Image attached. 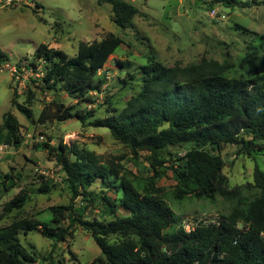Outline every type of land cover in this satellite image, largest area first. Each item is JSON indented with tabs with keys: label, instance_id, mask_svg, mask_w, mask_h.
<instances>
[{
	"label": "trees",
	"instance_id": "1",
	"mask_svg": "<svg viewBox=\"0 0 264 264\" xmlns=\"http://www.w3.org/2000/svg\"><path fill=\"white\" fill-rule=\"evenodd\" d=\"M106 1L113 6L114 22L124 29L140 14L124 0H100ZM220 1L229 6L243 4ZM122 44L114 35L92 44L81 42L74 58L41 44L30 67L43 76L32 78V82L45 93L63 90L74 99L93 103L91 94L104 85L95 78ZM248 58L253 62L254 55ZM7 61L9 57L0 49V66ZM17 67L20 72L22 65ZM209 67L171 68L151 61L140 68L141 91L124 110H114V114L90 123L107 128L135 154H150L155 174L146 182L122 178L119 172L96 165L91 155L71 152L61 142L57 148L43 142L42 147L62 167L71 203L51 207L50 223L18 220L0 228V264H26L29 253L20 240L21 233L36 231L62 245L77 227L89 232L101 249L102 256L91 264H264V171L256 166L253 183L231 186L220 154L225 146L235 145L249 157L264 156V72L228 78ZM18 96L14 89L12 107L31 119L32 111L17 103ZM31 100L28 98L27 104ZM55 106L53 117L62 122L78 119L84 123L94 117L93 111ZM22 143L20 122L10 110L0 125V145L19 148ZM186 146L191 148L183 155L171 151ZM165 170L171 171L177 182L170 192L157 187ZM7 177L10 182L0 185V193L16 186L15 178ZM97 181L116 198L92 189ZM50 190L45 182L39 192ZM187 198L221 199L230 208L217 220L200 223L187 232L170 203ZM26 202L27 197L20 194L5 205V211L21 210ZM94 209H98L99 218L87 219L89 210ZM112 237L119 240L112 243Z\"/></svg>",
	"mask_w": 264,
	"mask_h": 264
},
{
	"label": "rangeland",
	"instance_id": "2",
	"mask_svg": "<svg viewBox=\"0 0 264 264\" xmlns=\"http://www.w3.org/2000/svg\"><path fill=\"white\" fill-rule=\"evenodd\" d=\"M124 1L140 11L133 25L125 29L114 22L113 6L107 1L16 0L11 6L0 5V49L9 57V61L0 66V125L4 114L11 110L20 122L23 136L22 145L19 148L9 145L0 160V185L9 184L7 176L14 177L16 182L10 192L0 193V228L18 220L50 223L51 207L71 203L62 167L42 147L43 142L56 148L61 142L71 152L89 154L96 165L117 171L122 178L146 182L155 174L149 153L135 154L107 128L90 125L98 118L114 114V110L117 113L124 110L141 91L140 68L151 61L171 68L210 65V71H219L228 78H248L256 71L264 72V0H238L243 4L234 6L224 5L220 0ZM108 35L121 38L123 44L95 78L96 83L103 81L104 85L100 92L91 94L93 103L74 99L63 90L45 93L28 81L25 87L18 89L17 103L29 107L33 117L28 119L17 107H12L16 83L12 72L4 69V65L28 66L41 44L74 58L81 42H100ZM249 55H254L253 62ZM30 97L32 103L27 104ZM57 104L74 111H93L94 117L84 123L78 119L59 121L53 117ZM45 110L46 114L42 115ZM190 148H172L171 151L183 155ZM240 148L228 145L220 152L231 186L253 183L256 166L264 171L263 155L249 157L241 153ZM71 158L75 159L73 155ZM45 182L51 190L40 193ZM176 184L172 172L165 170L157 187L170 192ZM92 189L107 191L108 196L116 198L100 181ZM20 194L27 197L26 205L21 210L6 212L5 205ZM170 203L176 215L193 226L200 219L203 223L213 222L230 208L221 199L211 202L187 198ZM98 213V209L89 210L86 218H99ZM20 240L29 253L26 264H91L102 256L91 234L81 227L62 245H55L36 231L28 235L21 233ZM118 240V237L110 238L112 243Z\"/></svg>",
	"mask_w": 264,
	"mask_h": 264
},
{
	"label": "built area",
	"instance_id": "3",
	"mask_svg": "<svg viewBox=\"0 0 264 264\" xmlns=\"http://www.w3.org/2000/svg\"><path fill=\"white\" fill-rule=\"evenodd\" d=\"M16 2V0H0V5L2 7H7V6H11L14 5ZM30 64L26 67H21V71L19 72L17 65L12 66L11 64L7 63L6 65H4V69H8L12 72V75L14 77L15 83H16V87L15 89L18 91L21 90L23 87H25L26 82L31 81L32 82V78H40L43 76L42 73L40 74H35L33 72V68L30 67ZM22 68L29 70L31 73L28 72H24L22 71ZM41 68V66H39V69ZM23 69V70H24ZM33 76V77H32ZM9 150V146L5 145V144H1L0 145V160L2 159V157L8 152ZM217 220V219H216ZM215 221V220H214ZM200 223H203L202 219H200L199 221H197V223L193 226L191 224L186 223L183 219H182V226L184 227V229L187 232H190L192 229H194L195 227L199 226ZM206 223V222H205Z\"/></svg>",
	"mask_w": 264,
	"mask_h": 264
}]
</instances>
